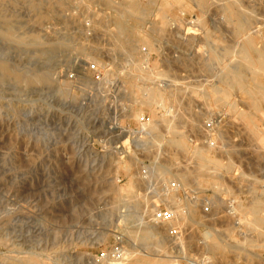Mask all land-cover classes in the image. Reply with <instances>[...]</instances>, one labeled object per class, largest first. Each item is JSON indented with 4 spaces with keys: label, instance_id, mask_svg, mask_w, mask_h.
Wrapping results in <instances>:
<instances>
[{
    "label": "rangeland",
    "instance_id": "1",
    "mask_svg": "<svg viewBox=\"0 0 264 264\" xmlns=\"http://www.w3.org/2000/svg\"><path fill=\"white\" fill-rule=\"evenodd\" d=\"M172 1L0 0V264H264V105L207 92L264 82L240 53L264 58V0Z\"/></svg>",
    "mask_w": 264,
    "mask_h": 264
},
{
    "label": "bare ground",
    "instance_id": "2",
    "mask_svg": "<svg viewBox=\"0 0 264 264\" xmlns=\"http://www.w3.org/2000/svg\"><path fill=\"white\" fill-rule=\"evenodd\" d=\"M172 1V0H171ZM178 1H180V0H173L172 2H178ZM199 1V0H198ZM224 1V0H223ZM130 2V1H129ZM184 2V0L181 2V3H183ZM200 2V1H199ZM201 2H202V0H201ZM230 2V1H229ZM190 3V2H189ZM169 4H171V3H169ZM178 4V3H177ZM176 4V5H177ZM238 4H240V2L238 3ZM140 5V4H139ZM182 5V4H181ZM180 5V3L178 4V6L180 7L181 6ZM200 5V4H199ZM230 5H231V2H230ZM174 6V5H173ZM203 6V5H202ZM228 7V6H227ZM131 8V7H130ZM133 8V10H135V6H133L132 7ZM243 8V7H242ZM175 9V8H174ZM177 10V9H176ZM242 10V9H241ZM145 11V10H144ZM143 11V12H144ZM240 11V10H239ZM129 13H130V11H128ZM228 12V11H227ZM231 12V11H230ZM236 13H238V10H236ZM132 14H134V13H132ZM143 14H145V13H143ZM142 14V15H143ZM230 14V13H229ZM228 14V15H229ZM235 14V13H234ZM233 14V15H234ZM141 16V15H140ZM136 17V16H135ZM142 17V16H141ZM138 18V17H137ZM123 20V19H122ZM121 20V21H122ZM239 20V19H238ZM120 21V20H119ZM120 21V22H121ZM200 21V20H199ZM122 23V22H121ZM123 24V23H122ZM137 24V23H136ZM237 24V23H236ZM125 26H127V24L125 25ZM134 26V25H133ZM247 26V25H246ZM240 27H241V25H240ZM124 28V27H123ZM122 29V28H121ZM126 29V28H125ZM125 29H123V30H125ZM243 29V28H242ZM130 30V29H129ZM126 31V30H125ZM132 32V31H131ZM243 32V31H242ZM125 33V32H124ZM127 34V33H126ZM241 35V34H240ZM252 34H250V36H251ZM128 36V35H127ZM248 40H247V43H246V45L245 46H241L242 48H241V51H240V53H241V57L245 60V62L248 64V66H250V68L253 70V72L255 73V77H253V78H255V79H257V81H258V79L260 78V73L261 72H263V74H264V58H263V52H262V50L261 51H259V50H257V49H255V44H254V41H253V39L254 38H251V37H249V38H247ZM258 48V47H257ZM129 50H131V49H129ZM253 53H257V58H255V55L253 56ZM240 57V56H239ZM244 60H243V62H244ZM240 61V60H239ZM243 62H242V64H243ZM239 63H241V62H239ZM246 65V64H245ZM137 66H139V65H136V67ZM241 66V65H240ZM142 67V66H141ZM236 67V66H235ZM237 67H238V64H237ZM243 67V66H242ZM140 68V67H139ZM7 70V69H6ZM136 70V69H135ZM143 70V69H142ZM157 70H155V72H156ZM159 71V70H158ZM142 72V71H141ZM230 73V74H229ZM243 73H244V71H243ZM220 73H217V75H219ZM222 75H223V77H222V75H221V79H220V81L222 80V82L221 83H219L220 85H218V84H215L216 86L214 87V85H211L212 87H211V89L209 90V91H207L208 92V94H209V97H210V99L212 100V101H215V102H217V101H226V102H228L227 101V99H228V97L231 95V90H232V80H230V79H232L233 78V81L237 84V86H239V87H237L236 85L234 86V89H235V87H237V89H241L242 91H245L246 92V94L249 96V99H250V101H251V104H252V106H249V108H251L250 109V111H248V112H244V111H242V112H244V113H241V116L243 117V118H249V119H252L253 118V116L255 115V113L256 112H260L261 110H262V107H263V105H264V82H263V78H261L260 79V81H258V82H260L256 87H251L250 85V82H248V84H246V79L243 77V74L241 75L240 74V70H237L236 68H234V66L232 67L231 66V68L228 70V71H223L222 73H221ZM253 74V73H252ZM19 75V74H18ZM158 77H159V75H160V72H159V74H156ZM262 75V74H261ZM141 76V75H140ZM156 76V77H157ZM106 77V76H105ZM218 77H220V76H218ZM217 77V78H218ZM230 77H232V78H230ZM19 78H20V76H19ZM108 78V77H107ZM38 79H40V78H38ZM219 79V78H218ZM248 79V78H247ZM110 80V79H109ZM217 81V80H216ZM248 81V80H247ZM94 84H97V82H93ZM103 82H98V84H100V86H101V88H103L104 87V85L102 84ZM107 84V83H106ZM112 84V83H111ZM105 86H108L109 87V85H105ZM253 86H254V84H253ZM210 87V86H209ZM208 87H206V89H207ZM69 89V88H68ZM145 90V89H144ZM234 91V90H233ZM144 92H147V91H144ZM143 92V93H144ZM244 92V93H245ZM233 94V93H232ZM144 95V94H143ZM157 95H158V90H157V92L154 90V89H151V90H149V95L148 96H146L145 98H144V100L143 101H141V102H143L144 104H152V101H154L153 100V98H155V97H157ZM160 96H161V94H160ZM159 97V96H158ZM246 97V96H245ZM244 97V98H245ZM232 98V97H231ZM230 98V99H231ZM142 99V98H141ZM158 99V98H157ZM160 99H161V97H160ZM163 99V98H162ZM232 100V99H231ZM234 100V99H233ZM246 101V100H245ZM249 101H247V103H248ZM142 103V104H143ZM209 103H210V101H209ZM219 103V102H218ZM222 104V103H221ZM234 104L235 103H233V101L232 102H228L227 103V105L228 106H230L231 108L232 107H234ZM167 105V104H166ZM150 106V105H149ZM162 106V105H161ZM211 106H212V104H211ZM216 106V105H215ZM238 107V106H237ZM227 108V107H226ZM165 109V108H164ZM237 110H238V108H237ZM140 111V110H139ZM164 111H166V110H164ZM230 111V110H229ZM233 111V110H232ZM238 112V111H237ZM241 112V111H240ZM142 113V112H141ZM139 114V113H138ZM238 114H239V112H238ZM161 115V114H160ZM236 115V114H235ZM240 116V115H239ZM164 116L162 115L161 116V118H163ZM237 117V116H236ZM256 117H257V115H256ZM142 118V117H141ZM238 118V117H237ZM164 121V120H163ZM252 121V120H251ZM166 122V121H165ZM255 122V121H254ZM253 122V123H254ZM149 125V124H148ZM151 125H152V123H151ZM154 125V124H153ZM145 126V125H144ZM156 126V125H155ZM255 126V125H254ZM151 127H154V126H151ZM150 128V127H149ZM155 128L156 127H154V130H155ZM123 130H124V128H123ZM255 130V129H254ZM124 131H126V130H124ZM123 132V131H122ZM256 133H257V137L256 138H258V140L260 139L261 141V143H264L263 142V139H264V137H263V135H261V134H259V132H257L256 131ZM175 140V139H174ZM173 140V141H174ZM176 143H177V141H175ZM179 142V141H178ZM184 142V141H183ZM174 143V142H173ZM181 143V140H180V142L178 143L179 144V146H182L183 148H184V146H183V144H180ZM190 146H188L187 148H189ZM189 149H192V147L191 148H189ZM195 150H194V152H195V154H199V155H202V156H204V151L205 150H203L204 148H194ZM192 152H193V150H192ZM198 155V156H199ZM206 155V154H205ZM208 155V154H207ZM210 156V155H209ZM205 157V156H204ZM211 157V156H210ZM205 159H208V158H205ZM213 160V159H212ZM218 161V160H217ZM222 163V162H221ZM204 166V165H203ZM207 166V165H206ZM202 167V166H201ZM219 167V166H218ZM225 168V167H224ZM204 169V168H203ZM203 180V179H202ZM183 181L185 182V179L183 178ZM182 181V182H183ZM214 182V181H213ZM254 207V206H253ZM252 208V207H251ZM255 208H256V206H255ZM257 209V208H256ZM256 209H254V210H256ZM248 210V209H247ZM253 210V211H254ZM246 211V210H245ZM252 211V210H251ZM261 211V210H260ZM248 212V211H247ZM255 212H258V210H256ZM254 213V212H253ZM247 214V213H246ZM248 215H252V214H249L248 213ZM254 215V214H253ZM256 216V215H255ZM253 216L254 218H256V219H254V218H252V219H243L245 222H248V224H250L251 226H255V229L257 228V226H258V224H259V219L257 218L258 216ZM261 216V215H260ZM259 216V217H260ZM247 217V216H246ZM250 218V217H249ZM260 219H261V217H260ZM264 219V218H263ZM243 220L241 219L240 220V222H239V225L243 222ZM263 221V220H262ZM247 224V225H248ZM144 225V224H143ZM140 226H141V224H140ZM145 226V225H144ZM148 226V225H147ZM138 227V226H137ZM146 228V227H145ZM149 228H153L154 229V225L153 226H149ZM126 229H128V228H126ZM141 229V228H140ZM151 229H150V231H151ZM138 230H139V227H138ZM146 230V229H145ZM258 230V229H257ZM128 231V230H127ZM153 232V231H152ZM258 232H260V231H258ZM125 235V234H124ZM131 235V233L129 234V236ZM149 235V234H148ZM144 236V235H143ZM142 236V237H143ZM126 237V236H125ZM131 237V236H130ZM136 237V236H135ZM138 237V236H137ZM207 237H210L211 239H213V244L212 245H214V247L215 248H217V247H219L221 244L219 243V241H218V239L215 237V236H213L212 234H207ZM104 238V237H103ZM145 238V237H144ZM143 238V239H144ZM146 239V238H145ZM149 239V238H148ZM137 240V239H136ZM126 241V240H125ZM128 241V240H127ZM132 243V242H131ZM135 243V242H134ZM158 243H161V242H158ZM222 243V242H221ZM162 244V243H161ZM239 245V244H238ZM237 245V246H238ZM157 246H158V244H157ZM210 246V245H209ZM228 246V245H227ZM236 245L234 246L233 245V248L235 247V248H239V247H237ZM252 246H254V245H252ZM159 247V246H158ZM226 247V246H225ZM134 248V247H133ZM132 248V249H133ZM124 249V248H123ZM135 249V248H134ZM136 251V250H135ZM136 252H139V251H136ZM148 254V253H147ZM131 254H130V250H128V249H126V250H121V255H120V257L119 258H112V259H114V260H112V262L110 261V264H127V262L128 261H130L129 260V256H130ZM137 259V258H136ZM141 261V260H140ZM141 263L143 264V263H145V262H142L141 261ZM175 263H177L176 262V260L175 261H170L169 260V262H167V263H165V259H164V261H163V259H161L160 261H154L153 262V264H175Z\"/></svg>",
    "mask_w": 264,
    "mask_h": 264
},
{
    "label": "built area",
    "instance_id": "3",
    "mask_svg": "<svg viewBox=\"0 0 264 264\" xmlns=\"http://www.w3.org/2000/svg\"><path fill=\"white\" fill-rule=\"evenodd\" d=\"M90 69L93 72H95V74L97 75V77L100 78V73L101 72H100V68L98 67L97 64L90 65ZM216 126H217V121L215 119H212L210 121L205 122V127L209 131L214 130ZM203 209H204V212L205 213H210L211 212V204H210L209 201L208 202L207 201L204 202ZM153 216H154V219L156 221H159V222H170V221H173V220L176 219V214L172 210H164V209H161V210L155 212ZM173 234H178V230L175 229L173 231ZM119 241H120V238H119ZM121 250H122L121 249V246L118 245L116 247V249L112 253L113 258L114 257L115 258H119L120 255H121ZM186 264H197V263L196 262H193V261H190L189 263H186Z\"/></svg>",
    "mask_w": 264,
    "mask_h": 264
}]
</instances>
